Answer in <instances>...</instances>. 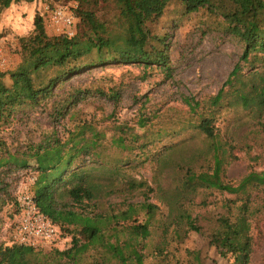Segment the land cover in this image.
I'll use <instances>...</instances> for the list:
<instances>
[{"label": "rangeland", "instance_id": "1", "mask_svg": "<svg viewBox=\"0 0 264 264\" xmlns=\"http://www.w3.org/2000/svg\"><path fill=\"white\" fill-rule=\"evenodd\" d=\"M56 5H73L75 12L95 11L102 21L115 27L118 10L113 0L14 2L9 8H0V72H10L21 63L23 40L34 34L36 18L42 19L48 36H57L45 12L46 6ZM148 26L152 33L169 38L171 75L156 66L138 64L85 69L66 78L38 104L21 105L11 116L0 118V160L5 162L0 167V246L10 243L19 192L34 193L38 164L52 168L61 160V166L66 168L76 152L68 147L42 151L34 157L36 146L53 134L65 141L67 131L76 123L90 121L105 132L107 142L114 133L129 138L139 134L144 138L132 150L108 147L98 159L103 168L98 169L101 165L81 156L67 170L87 160L85 165L95 168L92 174H103V179L106 175L109 183L122 187L126 177L145 182L144 190H153L149 194L150 202L159 209L152 238L145 242L148 250L160 241L162 226L173 222L180 210L188 209L202 232H189L177 247V254L186 257L189 250L199 254L203 264H234L231 255L222 257L218 248L211 245L210 236L218 218L226 211V202L235 199V195L215 189L183 193L179 189L182 177L179 166L195 162L196 155L202 156L197 164L205 165L212 144V140L197 130L198 122L189 115L190 109L183 99L207 100L216 95L239 62L243 44L231 33L229 23L219 11L204 6L188 14L181 0H173L164 14ZM244 73H249L248 67ZM5 82L11 83L9 77ZM224 106L214 115L216 131L227 151L226 181L237 185L249 172L264 170V115L260 121L241 108ZM141 118L147 122L145 128L139 127ZM143 144L146 147L139 148ZM9 154L18 160L26 159L29 166L22 168L13 160L7 161ZM251 193L258 195L257 203L264 206V188ZM143 197L142 191H136L133 196L113 194L97 202L96 207L89 205L85 212L90 216L117 213L126 209L127 203L142 202ZM57 200L67 209L72 207L65 194L58 195ZM251 234V264H264V212L254 218ZM63 237L68 241L59 245L60 250L69 249L72 235L64 232ZM52 251L42 250L43 254ZM93 254H96L94 250L88 251L81 264H90Z\"/></svg>", "mask_w": 264, "mask_h": 264}, {"label": "trees", "instance_id": "2", "mask_svg": "<svg viewBox=\"0 0 264 264\" xmlns=\"http://www.w3.org/2000/svg\"><path fill=\"white\" fill-rule=\"evenodd\" d=\"M18 1L22 0H0V8H9ZM113 1L118 10L113 24L115 27L102 21L95 11L81 9L75 12L78 22L74 37L48 36L42 19H35L34 34L23 40L21 63L10 72H0V118L11 116L21 105L38 104L50 96L53 89L66 78L85 69L138 64L144 67L156 66L171 75L167 53L169 38L152 33L148 24L160 18L173 0ZM181 2L188 14L204 6L219 11L229 23L231 33L243 44V52L216 95L207 100H197L195 97L183 99L190 109L189 115L198 122L197 130L212 140V144L211 155L205 165L197 164L202 156L196 155L195 162L189 161L179 166L182 176L179 189L183 193L215 189L235 195V199L226 202V211L218 218L210 243L218 248L222 257L231 255L234 264H251L252 222L259 213L264 212V206L257 203L258 195L251 192L264 188V170L249 172L237 185L226 181L229 161L227 151L218 140L214 115L227 104V107L241 108L255 119L262 120L264 0ZM246 67L249 69L248 74L244 73ZM7 77L10 84L5 82ZM138 123L140 128H145L147 124L142 118ZM67 132L65 141L53 134L36 146L34 157H38L42 151L68 147L75 148L76 152L66 168L61 166V160L52 168L37 163L39 174L33 192L40 210L60 227L62 236L64 232L72 235L71 247L66 250L54 248L50 254H43L42 250L38 252V249L11 246L9 243L0 246V264H81L90 250L96 252L90 264H203L197 253L187 250L186 257L177 254V247L189 232H202L188 209L180 210L173 222L162 226L160 241L152 250H148L145 242L152 238L159 209L150 202L149 194L153 190H144L147 187L145 182L126 177L122 187L109 183L106 175L103 179V174H92L95 168L85 165L87 160H82L75 169L67 170L73 160L81 156L88 158L90 163L101 165L98 159L108 147L132 150L133 145L144 135L132 134L129 138L114 133L107 142L104 140L105 132L90 121H80ZM144 147L146 144L139 146L142 149ZM10 160L22 168L29 166L26 159L18 160L13 154H9L7 161ZM4 165L5 162L0 160V167ZM116 165L119 166V162ZM136 191H142L143 201L127 203L126 209L117 213L90 216L85 212L86 207H96L97 202L110 195L122 193L133 196ZM60 194L68 197L72 207L67 209L66 205H60L57 200Z\"/></svg>", "mask_w": 264, "mask_h": 264}, {"label": "built area", "instance_id": "3", "mask_svg": "<svg viewBox=\"0 0 264 264\" xmlns=\"http://www.w3.org/2000/svg\"><path fill=\"white\" fill-rule=\"evenodd\" d=\"M51 29L55 35H76L78 18L73 5L45 7ZM68 241L62 236L60 227L39 208L34 193L19 192L16 213L12 225L9 245L31 247L38 250H52Z\"/></svg>", "mask_w": 264, "mask_h": 264}]
</instances>
